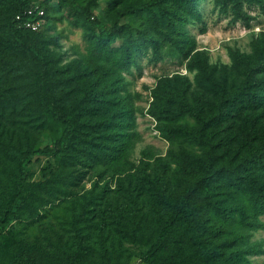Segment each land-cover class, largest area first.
I'll list each match as a JSON object with an SVG mask.
<instances>
[{
	"label": "rangeland",
	"instance_id": "1",
	"mask_svg": "<svg viewBox=\"0 0 264 264\" xmlns=\"http://www.w3.org/2000/svg\"><path fill=\"white\" fill-rule=\"evenodd\" d=\"M74 1L104 28L119 25L118 34L88 25L68 0H47L31 41L54 61L37 106L38 67L10 39L8 3L0 4V205L18 193L13 213L0 223V241L11 240L4 248L27 263L67 248L82 254V264L114 257L146 264L140 254L157 224L205 174L201 163L182 165L181 158L210 155L212 169L247 170L242 159L264 138V96L252 108L235 100L244 59L264 49V12L257 5L248 10L244 1L237 12L218 0H160L133 12L145 0ZM253 78L264 95V70ZM89 89L95 97L80 102ZM46 104L73 114L76 126L56 154L31 158L18 188L19 150L50 146L61 134ZM216 113L223 120L201 124ZM205 181L194 195L230 210L226 219L212 216L216 232L194 243L211 248L213 262L231 254L230 264H264V211L245 212L240 194L220 177ZM70 221L86 233L82 242ZM195 234L184 249L195 246ZM0 264H10L3 253Z\"/></svg>",
	"mask_w": 264,
	"mask_h": 264
},
{
	"label": "trees",
	"instance_id": "2",
	"mask_svg": "<svg viewBox=\"0 0 264 264\" xmlns=\"http://www.w3.org/2000/svg\"><path fill=\"white\" fill-rule=\"evenodd\" d=\"M47 0H41L37 3L39 7L43 9L44 16V4ZM241 1L246 3V8L254 7L257 5L264 12V0H218V3L225 7L226 3H230V8L233 12H237V7ZM7 2L9 12L5 16L4 26L8 32V35L12 42L25 51L31 58V60L37 65V83H36V103L35 106L41 105L43 99L41 97L40 84L44 78V72H48L52 68L54 61L53 57L46 56L42 53L31 41V35L37 30H30L25 27L16 25L14 14L20 12L24 7L31 4L29 0H0V4ZM72 9L79 12L83 16V21L88 25L95 27L102 34L106 36H114L118 34L119 25H115L113 22L107 28H104L102 23L97 19H90L89 14L79 7L74 0H68ZM160 0H145L136 6L130 7L131 12L142 9L143 7L159 3ZM139 38L145 40L143 35L138 34ZM130 39L132 36L130 35ZM132 40V39H131ZM264 70V49L256 54L252 61L244 59L241 67V81L237 87L235 100L239 103L244 102L248 108L255 107L257 102L264 96L261 89L257 86V81L253 78L254 74L260 73ZM95 92L91 89L83 92V97H80V102H84L86 99L94 98ZM50 115L58 120L61 124V134L57 137L53 144L43 145L41 147L26 146L19 150V154L16 156V172L15 182L18 188H22L26 184V165L30 162L31 158L37 155H51L56 154L61 150L71 138L73 130L76 126V117L73 114L64 113L59 109L54 108L51 104H46ZM223 120L219 113L208 116L201 124L207 127L215 126L219 121ZM261 143L256 144L249 149L248 158H243L242 161L248 162L250 167L247 170L239 164V168L236 166L233 169H212V159L210 155L205 158L201 157H182L181 164L186 165L189 163L200 164L203 166L204 175L197 177L191 184L190 188L182 195H180L171 206L168 217L164 218L157 224L156 237L148 244L146 250H144L140 257L146 264H230L231 254H226L219 262L211 261V248L201 250L198 248L200 241L206 242L208 234L215 233L216 228L209 222L212 216L218 214L223 219L227 218V211L229 207H218L217 203L209 200L206 195L196 194L193 191L197 186H202L209 177L210 180H216L220 177L221 180H225L234 192H238L242 198L240 205H243L242 209L245 212L256 217L258 214L264 211V138L260 140ZM211 159V160H210ZM243 165V164H242ZM18 193L12 192L9 197L0 205V223L5 222L8 217L13 213L12 205L14 204ZM243 218V217H241ZM247 222V221H245ZM252 225V222H247ZM261 224V223H256ZM69 226L72 229V234L77 237V242L80 243L85 238L86 233H79L80 227L74 225L73 221L69 222ZM195 231V239L191 242L194 243V247L184 249V244L188 242V234L191 231ZM5 244H4V243ZM97 244L103 250V242L97 240ZM12 241L5 238L0 241V253L5 254L9 258L10 264H82V254L72 252L67 248H61L55 250L47 255L40 257L37 261L32 260L27 263L24 257L14 252L7 251L4 248L12 246ZM115 258V257H114ZM114 258L110 263L104 264H125V260L115 261ZM209 261H206V259ZM206 261V262H205Z\"/></svg>",
	"mask_w": 264,
	"mask_h": 264
},
{
	"label": "built area",
	"instance_id": "3",
	"mask_svg": "<svg viewBox=\"0 0 264 264\" xmlns=\"http://www.w3.org/2000/svg\"><path fill=\"white\" fill-rule=\"evenodd\" d=\"M43 9L37 4H29L14 14L16 25L36 30L42 23Z\"/></svg>",
	"mask_w": 264,
	"mask_h": 264
}]
</instances>
